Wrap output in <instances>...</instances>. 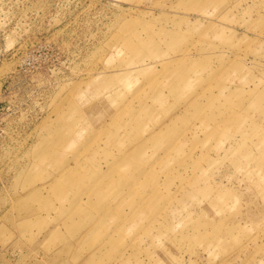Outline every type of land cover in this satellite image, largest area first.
<instances>
[{"label": "rangeland", "instance_id": "374dc122", "mask_svg": "<svg viewBox=\"0 0 264 264\" xmlns=\"http://www.w3.org/2000/svg\"><path fill=\"white\" fill-rule=\"evenodd\" d=\"M0 264H264V0H0Z\"/></svg>", "mask_w": 264, "mask_h": 264}, {"label": "built area", "instance_id": "2783aa9c", "mask_svg": "<svg viewBox=\"0 0 264 264\" xmlns=\"http://www.w3.org/2000/svg\"><path fill=\"white\" fill-rule=\"evenodd\" d=\"M4 111H5V106L2 105V103L0 101V117L4 115Z\"/></svg>", "mask_w": 264, "mask_h": 264}]
</instances>
